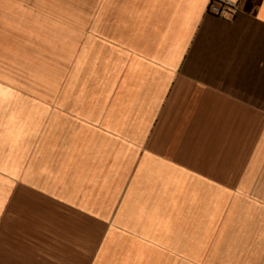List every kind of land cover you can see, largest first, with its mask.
Returning a JSON list of instances; mask_svg holds the SVG:
<instances>
[{
	"label": "crops",
	"instance_id": "0c3cea01",
	"mask_svg": "<svg viewBox=\"0 0 264 264\" xmlns=\"http://www.w3.org/2000/svg\"><path fill=\"white\" fill-rule=\"evenodd\" d=\"M210 2L0 0V264H264V7Z\"/></svg>",
	"mask_w": 264,
	"mask_h": 264
},
{
	"label": "built area",
	"instance_id": "2783aa9c",
	"mask_svg": "<svg viewBox=\"0 0 264 264\" xmlns=\"http://www.w3.org/2000/svg\"><path fill=\"white\" fill-rule=\"evenodd\" d=\"M210 3L212 7L209 13L214 16H221L226 13L237 14L244 8V2L240 3L238 8L232 7L234 0H211Z\"/></svg>",
	"mask_w": 264,
	"mask_h": 264
},
{
	"label": "snow or ice",
	"instance_id": "6c2138e0",
	"mask_svg": "<svg viewBox=\"0 0 264 264\" xmlns=\"http://www.w3.org/2000/svg\"><path fill=\"white\" fill-rule=\"evenodd\" d=\"M244 2V0H234V3L232 4V7H236L238 8L239 7V4ZM259 4L261 7H264V0H258ZM211 3L209 4V10H211Z\"/></svg>",
	"mask_w": 264,
	"mask_h": 264
},
{
	"label": "rangeland",
	"instance_id": "374dc122",
	"mask_svg": "<svg viewBox=\"0 0 264 264\" xmlns=\"http://www.w3.org/2000/svg\"><path fill=\"white\" fill-rule=\"evenodd\" d=\"M15 21H13V23H14ZM14 33V31H12V34Z\"/></svg>",
	"mask_w": 264,
	"mask_h": 264
}]
</instances>
